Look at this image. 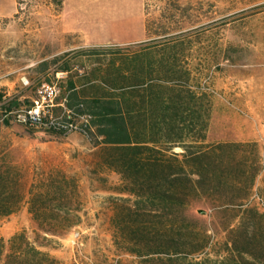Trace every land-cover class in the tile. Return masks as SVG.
Here are the masks:
<instances>
[{
  "label": "rangeland",
  "instance_id": "rangeland-1",
  "mask_svg": "<svg viewBox=\"0 0 264 264\" xmlns=\"http://www.w3.org/2000/svg\"><path fill=\"white\" fill-rule=\"evenodd\" d=\"M72 46L98 49L105 75L126 79L128 90L160 84L193 94L206 108L208 142H255L264 165V0H0V94L19 105L7 115L0 106V160L19 171L26 197L0 220V237L25 232L61 264L135 263L114 242L112 198L121 177L99 166L100 147L80 133L63 137L18 120L48 83L38 84L41 60ZM52 175L79 187L81 222L60 236L44 232L30 211L31 186ZM263 186L264 170L253 196L262 209Z\"/></svg>",
  "mask_w": 264,
  "mask_h": 264
},
{
  "label": "trees",
  "instance_id": "trees-1",
  "mask_svg": "<svg viewBox=\"0 0 264 264\" xmlns=\"http://www.w3.org/2000/svg\"><path fill=\"white\" fill-rule=\"evenodd\" d=\"M49 67L42 62L39 85L50 81L42 78ZM104 81L108 86L94 89L96 96L75 111L91 116L99 166L121 177L120 196L112 198L113 237L121 254L137 260L129 264H264V209L253 201L264 170L258 144L208 142L206 108L184 89L128 90L126 79ZM4 97L7 115L19 105ZM21 187L16 167L0 160V220L25 200ZM78 192L66 176L33 183L30 211L44 232L60 236L81 222ZM258 194L264 201V186ZM0 264L61 263L20 232L9 241L0 237Z\"/></svg>",
  "mask_w": 264,
  "mask_h": 264
},
{
  "label": "crops",
  "instance_id": "crops-1",
  "mask_svg": "<svg viewBox=\"0 0 264 264\" xmlns=\"http://www.w3.org/2000/svg\"><path fill=\"white\" fill-rule=\"evenodd\" d=\"M69 33L83 34L87 43L100 45L92 41L81 30L66 29ZM129 42V40L125 41ZM98 49H83L81 46H72L50 53L41 62L47 61L55 65V73L50 76L48 83H60V93L55 103V112L62 113L69 109H80L83 101L95 97V87H107L104 79L105 63ZM53 59V60H52ZM73 135V134H72ZM70 137V136H69Z\"/></svg>",
  "mask_w": 264,
  "mask_h": 264
},
{
  "label": "built area",
  "instance_id": "built-area-1",
  "mask_svg": "<svg viewBox=\"0 0 264 264\" xmlns=\"http://www.w3.org/2000/svg\"><path fill=\"white\" fill-rule=\"evenodd\" d=\"M59 93L58 82L44 83L38 89L33 102L19 111V122L27 127L63 137L80 133L91 141V116L89 114L79 113L73 109L62 113L55 112V103Z\"/></svg>",
  "mask_w": 264,
  "mask_h": 264
},
{
  "label": "water",
  "instance_id": "water-1",
  "mask_svg": "<svg viewBox=\"0 0 264 264\" xmlns=\"http://www.w3.org/2000/svg\"><path fill=\"white\" fill-rule=\"evenodd\" d=\"M200 212H201V213H205V212H206V210H204V209H201V210H200Z\"/></svg>",
  "mask_w": 264,
  "mask_h": 264
}]
</instances>
